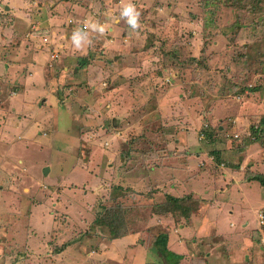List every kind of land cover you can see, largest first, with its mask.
<instances>
[{"label":"rangeland","instance_id":"374dc122","mask_svg":"<svg viewBox=\"0 0 264 264\" xmlns=\"http://www.w3.org/2000/svg\"><path fill=\"white\" fill-rule=\"evenodd\" d=\"M132 2L137 32L127 0H0V264H166L161 234L178 264H264V0ZM162 160L192 210L147 224Z\"/></svg>","mask_w":264,"mask_h":264},{"label":"trees","instance_id":"16d2710c","mask_svg":"<svg viewBox=\"0 0 264 264\" xmlns=\"http://www.w3.org/2000/svg\"><path fill=\"white\" fill-rule=\"evenodd\" d=\"M192 70H189V71H186L187 72H190ZM185 73V72H184ZM183 73V74H184ZM251 89V88H249ZM173 95H176V91L173 90V91H169L168 93H166L164 95V99L166 98V100L163 101L168 103V102H175L176 100H178V95H176L172 100L171 97ZM182 99V98H181ZM257 127V126H256ZM258 130L260 131H264V118L261 119V122H259V125L256 129H254V133L255 134H259L257 133ZM260 135H258L259 137ZM129 152L126 153V155H128ZM152 156V155H151ZM149 156V157H151ZM148 157V158H149ZM255 180H259L260 183H264V179L263 178H254ZM152 184L153 187H154V190L152 189V187L149 185V184ZM120 185H117L116 187H114L115 191L118 190V193L120 192V195H119V198L118 199H124L123 195L125 194V192H121V188L122 186ZM146 188H147V191L148 194L147 196H149V198L152 196L151 195H159L161 194L164 195V201L161 202V203H157L154 201V203L146 209H142L143 211V215H144V221L149 224V222H154L155 224H157L158 221H161L162 219H165L163 218L165 215H167V213H171L173 214V212L178 209L180 211V213H182V217L184 218H188L189 216V213L191 212L192 208L191 206H184V201H183V198H178L177 196H174L171 195V194H168V193H164L162 194V191H160V189L158 188L157 185H154L153 182H147L145 184ZM125 189V188H124ZM114 192V190H113ZM133 194V193H131ZM130 195V193H128V196ZM187 198H190V196H187ZM157 221V222H156ZM113 226L111 223H109V226ZM117 236V235H116ZM113 240V239H112ZM154 247H155V250L160 254V256L165 260V262H170V264H178V261L179 259H181V256L179 254H176L174 252H171L170 249L168 248V245H167V236L165 234H161V235H157L155 241H154ZM61 249V248H60Z\"/></svg>","mask_w":264,"mask_h":264},{"label":"clouds","instance_id":"9594fccd","mask_svg":"<svg viewBox=\"0 0 264 264\" xmlns=\"http://www.w3.org/2000/svg\"><path fill=\"white\" fill-rule=\"evenodd\" d=\"M140 18L141 11L137 9L132 0H127V3L122 5L119 15L114 17L112 22L118 24L121 20H123L133 32H137L142 27ZM108 31V26L100 23L99 21H86L82 27H78L73 30L70 37L71 44L76 49H82L86 46H91L93 40L90 36V32L95 33L99 37H107ZM258 216L260 222L263 224L264 212H261Z\"/></svg>","mask_w":264,"mask_h":264},{"label":"crops","instance_id":"0c3cea01","mask_svg":"<svg viewBox=\"0 0 264 264\" xmlns=\"http://www.w3.org/2000/svg\"><path fill=\"white\" fill-rule=\"evenodd\" d=\"M5 8H7V7H5ZM173 103V102H172ZM192 156H194L197 160H198V156L197 155H193V153H192ZM161 157V159H163L164 157L163 156H160ZM196 159L194 160V161H196ZM181 164L183 163V161L182 162H180ZM171 164L172 163H170L169 162V160L168 161H164V160H162V162H161V165H160V167H159V169H158V174L159 175H161V176H157V175H155V174H153V173H151V175H152V177H151V179H153V180H158V182H153L154 183V185H157L158 186V188L160 189V191H163V189L168 185L167 184V181L169 180V179H171V177L174 179L176 176V171L173 169V171H172V166H171ZM48 168V167H47ZM43 171H45V170H43ZM49 172V169H48V171H45L44 173H45V175H47V173ZM162 173H164V176L162 175ZM167 174H169L171 177H167L166 175ZM220 175L221 176H219L218 175V173L215 171V173L214 174H212L211 175V177H213L216 181L217 180H219L218 181V184L219 183H223V184H225L226 186L227 185H229V184H227L228 182L230 183V185H229V187H230V189H231V187L232 188H234L235 186H238L239 184L238 183H234V181L233 180H231V179H227L226 177H225V175H224V173L222 172V174H221V172H220ZM179 180H177V181H175L174 182V185H173V187H169V189L174 193V194H182V193H189V192H187L186 190H184V189H182L179 185H178V183H179V181H180V176H179V178H178ZM215 180H213L212 181V183H210L209 184V182L208 181H204L203 179H201L200 177H196V179H194V182L191 180V182L193 183L191 186H192V189L190 190V192H192V193H195L196 191H198V192H200L201 190H202V193H204V195H206V196H208L210 193H214L215 195L217 194V188L219 187L218 186V184L216 183V181ZM162 181V183H159V182H161ZM205 183H207V184H205ZM213 184V185H212ZM184 185H187V184H185L184 183ZM205 185V188L203 189V186ZM210 185V186H209ZM240 186V185H239ZM194 188L196 189L195 191H194ZM164 192L165 193H168V194H170V192H169V190L168 191H166V190H164ZM197 192V193H198ZM196 194V193H195ZM202 200H204V199H202ZM240 201H242V198H241V200ZM223 207H224V204H222V206L220 205V208H219V210H217V211H220V209H223ZM216 210V209H215ZM207 212H208V210H207ZM215 213H217V212H215ZM209 217V216H208ZM125 238H127V239H130V236L128 235V236H125ZM123 239H124V237H123ZM136 242L137 241H135V243L134 244H136ZM4 244V243H3ZM64 246V245H63ZM63 246H61V247H63ZM137 248L136 249H134V251L136 250V253H135V255L137 256V254H139V253H141V254H143V249L142 248H140L141 247V244H137ZM60 247V248H61ZM143 247V246H142ZM139 248V249H138ZM177 254H179V253H177ZM137 262V261H136ZM139 263V262H138ZM142 264H143V262H141ZM144 264H147V263H144ZM166 264H170V262H166Z\"/></svg>","mask_w":264,"mask_h":264}]
</instances>
